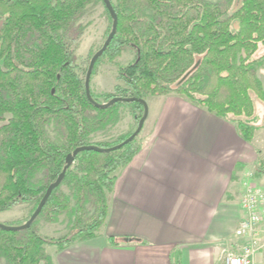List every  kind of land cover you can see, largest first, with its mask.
I'll return each mask as SVG.
<instances>
[{
    "label": "trees",
    "instance_id": "trees-1",
    "mask_svg": "<svg viewBox=\"0 0 264 264\" xmlns=\"http://www.w3.org/2000/svg\"><path fill=\"white\" fill-rule=\"evenodd\" d=\"M97 1L104 3L0 0V212L28 204L31 216L64 170L69 153L91 144L108 148L127 139L134 131L113 142L93 141L95 134L118 124L122 108L130 107L138 123L144 114L138 100L110 106L95 102L176 93L232 120L247 141L255 136L259 126L249 118L256 111L255 96L264 102L259 75L264 67V55L259 54L264 0H110L117 31L92 74L103 56L113 60L128 48L135 56L119 68L124 85L100 94L90 88L94 102L85 87L88 67L78 68L75 52L85 30L81 19ZM106 11L109 35L114 17L107 6ZM139 150L135 137L118 149L80 151L28 228H0V264H56L47 245L62 250L98 236L118 171ZM255 165L261 176L264 158ZM61 216L68 221L66 234L54 237L39 231L38 218L56 222Z\"/></svg>",
    "mask_w": 264,
    "mask_h": 264
},
{
    "label": "crops",
    "instance_id": "crops-1",
    "mask_svg": "<svg viewBox=\"0 0 264 264\" xmlns=\"http://www.w3.org/2000/svg\"><path fill=\"white\" fill-rule=\"evenodd\" d=\"M259 75L264 84V67ZM150 97L140 150L118 171L103 230L55 248L56 264H219L248 244L235 230L244 175L262 156L254 139L264 107L249 118L259 127L247 141L232 120L183 96ZM260 251L255 264H264Z\"/></svg>",
    "mask_w": 264,
    "mask_h": 264
},
{
    "label": "rangeland",
    "instance_id": "rangeland-1",
    "mask_svg": "<svg viewBox=\"0 0 264 264\" xmlns=\"http://www.w3.org/2000/svg\"><path fill=\"white\" fill-rule=\"evenodd\" d=\"M81 22L85 25V30L78 42L75 54L77 66L82 71L86 67H89V60H91L90 57L104 44L108 37L110 17L106 11L104 3L102 1H97L94 4L89 5L81 19ZM233 26L238 28V23L235 21ZM259 54L264 55L263 48H260ZM134 56L135 51L129 48L124 49L122 53L113 60L108 56H103L95 73L91 76L90 88H92L94 92L100 94L103 92H114L117 84L124 85V82L118 78L119 68L129 63ZM150 98L152 97H147V103ZM100 99L103 100V98ZM260 105L264 107V102L255 96V107L257 110ZM137 127L138 121L134 118L131 108L124 107L122 108V118L118 124L102 133L95 134L93 141L113 142L122 134L135 131ZM263 131L264 130H259V132L256 133V138H253L255 143L261 148V158H264V134H261ZM137 141L139 140L137 139ZM255 167L256 165L251 169L255 171ZM254 174L257 184L264 186V173H262L261 176H257L256 173ZM31 211V205H18L13 209L0 212V222L8 223L13 226L21 225V223H23L30 216ZM37 227L41 233L54 237L62 236L69 231L68 221L65 216H61L56 222H47L43 218H38ZM262 239H264V235L258 241V246H261L260 250L264 249V240L261 241ZM55 248H57L56 245H47V250L50 253H53ZM261 253L263 254L264 250Z\"/></svg>",
    "mask_w": 264,
    "mask_h": 264
},
{
    "label": "built area",
    "instance_id": "built-area-1",
    "mask_svg": "<svg viewBox=\"0 0 264 264\" xmlns=\"http://www.w3.org/2000/svg\"><path fill=\"white\" fill-rule=\"evenodd\" d=\"M255 171L247 170L243 179L240 201L241 219L236 235L248 238L249 242L240 250L225 252L219 264H255L261 246L258 241L264 235V186L255 181Z\"/></svg>",
    "mask_w": 264,
    "mask_h": 264
},
{
    "label": "water",
    "instance_id": "water-1",
    "mask_svg": "<svg viewBox=\"0 0 264 264\" xmlns=\"http://www.w3.org/2000/svg\"><path fill=\"white\" fill-rule=\"evenodd\" d=\"M104 3L106 4L108 10L111 12L112 16L114 17V21H113V26H112V30L110 32V34L108 35L106 41L104 42L103 46L93 55V57L90 60L89 63V67L87 70V74H86V79H85V87H86V91H87V96L91 101H94L91 92H90V81H91V76H92V72L95 66L96 61L98 60V58L105 52V50L107 49V47L109 46V44L111 43L113 37L116 34L117 31V24H118V18H117V14L114 11V8L112 6V3L110 0H103ZM139 101L144 105V114L143 116L140 118L139 123H138V127L137 129L124 141H122L121 143L105 148V147H100L98 145L95 144H91V145H86V146H82V147H78L76 148L72 153H69L67 155L66 161L67 164L64 168V170L60 173V175L58 176L57 180L55 182H53L47 189V192L45 193L42 201L40 202L38 208L33 212V214L30 216V218L21 225L18 226H13V225H7L5 223H1L0 222V228H4L7 230H22V229H26L28 228L35 220L36 218L39 216L40 212L43 209L44 204L46 203L47 198L50 196L51 192L53 191V189L55 187H57L63 180L66 170L73 164L76 155L82 151V150H90V149H97V150H113V149H118L120 147H122L124 144L132 141L135 137H137V135L140 133V131L143 128L144 122L148 116V112H149V108H148V104L146 99L144 98H136V97H121V96H116L114 98H112L109 102L107 103H97L96 104L100 105V106H110L118 101H125V102H130V101Z\"/></svg>",
    "mask_w": 264,
    "mask_h": 264
}]
</instances>
